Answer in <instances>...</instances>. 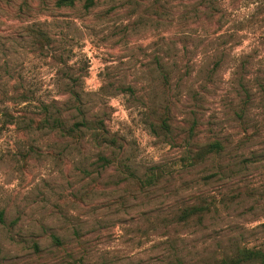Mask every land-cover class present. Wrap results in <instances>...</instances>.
<instances>
[{
  "label": "rangeland",
  "instance_id": "1",
  "mask_svg": "<svg viewBox=\"0 0 264 264\" xmlns=\"http://www.w3.org/2000/svg\"><path fill=\"white\" fill-rule=\"evenodd\" d=\"M55 2L0 0V264H264V0Z\"/></svg>",
  "mask_w": 264,
  "mask_h": 264
},
{
  "label": "trees",
  "instance_id": "2",
  "mask_svg": "<svg viewBox=\"0 0 264 264\" xmlns=\"http://www.w3.org/2000/svg\"><path fill=\"white\" fill-rule=\"evenodd\" d=\"M81 0H56L55 5L58 7H69L75 5L76 2ZM94 4V0H84V6L90 7ZM84 122V121H82ZM48 124V122H47ZM83 126H85V122L81 123ZM49 128L53 130L60 131L62 134L71 135L75 132V129L72 127H66L63 123V121L59 117H54L52 121L49 123ZM223 149V145L220 141H210L207 142L202 148L197 151L193 157L194 162H200L204 160L208 155L217 154ZM202 208L198 206H190L187 208H184L180 214V220H186L193 214H199L202 212ZM0 221H2V211H0ZM258 252L254 251L252 249H241L239 251L238 257H230L228 259H223L221 264H238L246 260H252L256 259L258 257ZM175 264H183L182 261H177Z\"/></svg>",
  "mask_w": 264,
  "mask_h": 264
}]
</instances>
